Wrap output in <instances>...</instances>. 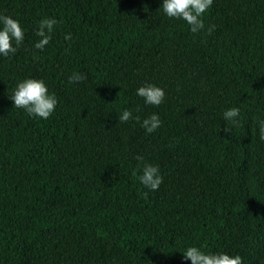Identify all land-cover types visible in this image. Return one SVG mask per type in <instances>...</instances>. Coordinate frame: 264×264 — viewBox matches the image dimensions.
I'll return each mask as SVG.
<instances>
[{
  "label": "trees",
  "instance_id": "trees-1",
  "mask_svg": "<svg viewBox=\"0 0 264 264\" xmlns=\"http://www.w3.org/2000/svg\"><path fill=\"white\" fill-rule=\"evenodd\" d=\"M159 4L0 0L25 29L0 57V264H190L192 244L264 264V0H213L195 34ZM44 16L57 24L40 51ZM25 76L55 93L47 119L12 107ZM144 82L164 89L160 105L134 94ZM233 106L238 126L221 118ZM125 107L162 124L146 134L118 120ZM137 155L159 165L157 190L137 180Z\"/></svg>",
  "mask_w": 264,
  "mask_h": 264
},
{
  "label": "clouds",
  "instance_id": "clouds-1",
  "mask_svg": "<svg viewBox=\"0 0 264 264\" xmlns=\"http://www.w3.org/2000/svg\"><path fill=\"white\" fill-rule=\"evenodd\" d=\"M213 4V0H160L158 10L168 19L184 22L190 33H198L205 29L204 17ZM57 24L55 17L44 16L36 21L34 49L43 51L52 39L53 28ZM215 25L209 26L206 31L211 33ZM66 41L71 39V33L64 36ZM25 40V29L18 19L10 15L0 13V57H9L15 54ZM82 74L73 72L68 76L69 82H79ZM134 94L142 98L144 105H160L165 98V91L159 85L152 82H144L134 89ZM8 98L12 101V107L22 109L31 118L47 119L55 111L58 103L55 93L49 90L43 78L25 76L18 79L11 89ZM118 120L126 122L139 121L140 127L146 134L154 133L162 124L156 112L146 115L143 119L134 116L133 112L125 107L118 114ZM221 118L232 126L240 124V108L233 106L225 108ZM258 139L264 141V119L257 121ZM226 131L228 129H225ZM137 166L134 172L139 183L148 191H155L162 183L163 177L159 165L148 162L143 156L135 157ZM181 259L190 261V264H242L239 254H230L225 251H206L192 244L179 251Z\"/></svg>",
  "mask_w": 264,
  "mask_h": 264
}]
</instances>
